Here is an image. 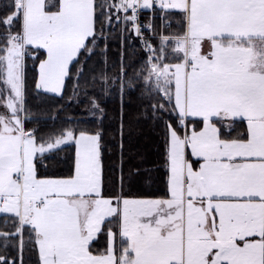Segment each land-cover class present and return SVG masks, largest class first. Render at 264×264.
<instances>
[{"label": "snow or ice", "instance_id": "snow-or-ice-1", "mask_svg": "<svg viewBox=\"0 0 264 264\" xmlns=\"http://www.w3.org/2000/svg\"><path fill=\"white\" fill-rule=\"evenodd\" d=\"M0 7L7 12L0 16V249L8 253L0 264H23L25 250L36 264H264V0H8ZM157 9L165 31L169 16L179 15L176 32L157 36L151 21L140 23L141 10ZM113 20L142 45L131 76L126 50L120 70L108 75L105 25ZM94 55L103 57L99 71L86 68ZM30 58L39 60L38 93L62 98L73 74L74 93L83 79L85 94L99 85L101 98L142 86L157 101L148 106L153 119L175 118L165 122L163 197L125 192L123 161L120 191L103 194L100 128L68 121L37 135L27 127ZM90 103L104 111L96 95ZM65 147H74L70 174L41 176L38 158ZM101 235L103 247L93 250Z\"/></svg>", "mask_w": 264, "mask_h": 264}, {"label": "trees", "instance_id": "trees-1", "mask_svg": "<svg viewBox=\"0 0 264 264\" xmlns=\"http://www.w3.org/2000/svg\"><path fill=\"white\" fill-rule=\"evenodd\" d=\"M7 2L8 0H0V5ZM4 15H7V12L0 7V16ZM168 19L171 22L168 32H176L179 28V15H171ZM119 26L118 23L111 25L106 34L108 75L113 76L120 70L121 53L126 50L124 63L131 65L128 68V75L131 76L134 70H139L143 52L139 49L133 33H122V28ZM99 28L100 21L97 22V29ZM104 43L102 38L100 47H104ZM79 59L84 61L85 56L81 55ZM38 63L39 60L30 58L25 67L27 100L29 111L33 116L27 123V127L38 128L37 135L54 133L60 127H67L68 121L77 124L81 129L100 128L103 131L104 144L102 149L103 194L108 196L120 191V165L123 161L125 192L138 197H163L167 190L164 167L165 122L174 124L175 118L164 114L163 120L153 119L148 106L157 101L155 98L148 100L142 86L126 89L122 95L117 93L114 96L101 98L99 85H97V92L94 93L89 88L85 94L83 79H81V90L74 93L75 76L73 74L72 78L66 79L62 98L54 94L38 93L35 89ZM94 65L96 71H99L104 66L103 57L92 56L88 59L86 68H92ZM85 75L90 74L86 71ZM135 83L139 84L138 81ZM93 95L97 96L100 107L104 110L95 115L89 112ZM121 118L123 119L122 134ZM121 143L123 144L122 156ZM73 157L74 147H65L63 151L47 159L38 158L40 175L49 177L69 175L73 166ZM0 230H4L2 224H0ZM103 245L104 239L101 235L93 244V250L102 248ZM7 254L0 249V255ZM11 255L17 256V252L13 251ZM23 264H36V256L25 250Z\"/></svg>", "mask_w": 264, "mask_h": 264}, {"label": "built area", "instance_id": "built-area-1", "mask_svg": "<svg viewBox=\"0 0 264 264\" xmlns=\"http://www.w3.org/2000/svg\"><path fill=\"white\" fill-rule=\"evenodd\" d=\"M160 16H161V13H160L159 9H157L155 12H153V10H141L139 20H140V23L142 25H147L151 21V23H153V25L156 29L157 36H159L161 34H164V35L170 34L168 32V30L170 28H168L166 31L161 28V25L164 22L161 21ZM133 35L135 37L134 32H133ZM144 35L148 36L149 33L147 31H145ZM136 40H137L138 47L141 50V48H142L141 42L138 39H136ZM153 43H158V41H153Z\"/></svg>", "mask_w": 264, "mask_h": 264}, {"label": "crops", "instance_id": "crops-1", "mask_svg": "<svg viewBox=\"0 0 264 264\" xmlns=\"http://www.w3.org/2000/svg\"><path fill=\"white\" fill-rule=\"evenodd\" d=\"M38 65H39V63H38ZM38 65H37V78H38ZM89 109H91V111H92L91 113H92L93 115H95V114H99V113H100V111H98V110H96V109H92L91 104L89 105ZM89 112H90V111H89ZM193 122H194V118H189V121H188V123H189V128H191ZM143 198H147V197H143Z\"/></svg>", "mask_w": 264, "mask_h": 264}, {"label": "rangeland", "instance_id": "rangeland-1", "mask_svg": "<svg viewBox=\"0 0 264 264\" xmlns=\"http://www.w3.org/2000/svg\"><path fill=\"white\" fill-rule=\"evenodd\" d=\"M115 23H118L117 21H115V20H113V22H112V26H114L115 25ZM120 26L119 27H121V28H123V24H121V23H118ZM110 26L109 25H105V35L107 34V32L110 30ZM99 30V29H98ZM142 56H143V54H142ZM92 112V111H91ZM92 114V113H91Z\"/></svg>", "mask_w": 264, "mask_h": 264}]
</instances>
